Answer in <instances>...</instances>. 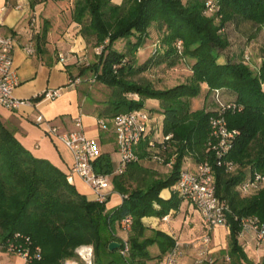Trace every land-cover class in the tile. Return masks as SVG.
I'll list each match as a JSON object with an SVG mask.
<instances>
[{
    "label": "trees",
    "instance_id": "16d2710c",
    "mask_svg": "<svg viewBox=\"0 0 264 264\" xmlns=\"http://www.w3.org/2000/svg\"><path fill=\"white\" fill-rule=\"evenodd\" d=\"M208 2L214 9L211 13H206ZM71 20L80 26L83 39L91 41L94 48L103 47L96 61L82 67L76 77L90 73L100 87L108 90L99 116L112 121L116 115L144 108L147 100H157L162 115L159 134L172 138L163 144L155 141L153 149H146L145 140L138 147V154L141 161L150 162L153 154L161 156L163 163L153 161L159 165H167L173 154V163L164 176L141 161L127 165L117 175L113 174L110 155L99 154L93 162L94 173L111 175L113 190L123 196L117 208L105 213V201L87 200L68 182L69 175L61 167L25 148L14 131L0 121V246L15 233L29 237L40 249L39 260L30 264H61L62 259L73 257L74 250L81 245L93 247L95 264L101 255H106L103 264L161 261L175 241L160 232L146 238L142 219L178 208L183 200L176 192L165 202L159 193L174 186L183 159L189 155L197 164H211L215 194L228 208L229 235L224 256L230 264L246 260L239 244L241 221L255 218L264 223V188L242 197L237 186L254 173L264 175V62L254 73L243 57L238 62L232 57L218 60L220 52L229 47L224 33L227 24L250 23L255 32L264 31V0H122L120 4L111 0H76ZM152 26L161 33L153 57H172L170 65L178 59L192 61L187 83L159 90L147 81L133 79L145 70L135 66L134 54ZM133 36L135 42H128V54L113 48L118 40ZM178 42L181 50L177 49ZM127 56L130 59L126 60ZM201 85L212 93L231 92L235 95L232 103L241 108L239 112L225 114L227 128L237 132L232 149L224 158L238 168L235 173L236 168L227 172L217 166V158L205 146L208 120L216 112L189 111V100L199 96ZM128 95H136L137 99ZM154 204L160 205L161 210L156 211ZM123 219H130L126 257L118 249L108 250L109 243L123 241L118 236ZM153 245L159 250L156 257L149 255L148 248ZM260 264H264V259Z\"/></svg>",
    "mask_w": 264,
    "mask_h": 264
},
{
    "label": "crops",
    "instance_id": "0c3cea01",
    "mask_svg": "<svg viewBox=\"0 0 264 264\" xmlns=\"http://www.w3.org/2000/svg\"><path fill=\"white\" fill-rule=\"evenodd\" d=\"M62 1L66 0H0L2 23L0 34L13 37L16 42L13 61L19 85L14 90L13 96L20 100L35 101L47 89H60V96L52 101L39 100L34 102L35 104L22 105L15 111L0 108V121L14 131L16 138L25 148L61 167L69 175L68 182L74 185L87 200L94 201L95 196L90 186L77 174L71 173L72 153L46 133L45 125L35 123L36 117L41 115L51 125L57 127L59 132H66L73 129L75 117L80 115L85 135L97 142L99 154L110 155L114 168H117L119 158H117L113 129L107 134L105 128L98 124L106 100L99 101L92 97L90 84L85 81L86 79H82V83L76 87L68 86L70 78L78 77L75 73L76 67L82 64V57L85 56L86 51L80 26L71 20V16L70 20L62 21V14H56L52 10L55 3ZM121 1L116 4H120ZM29 45L35 51L32 55L24 51V47ZM59 54L68 55L67 60L59 62ZM151 101L158 104L155 113L160 116V121L156 124L159 131L162 120V115L159 114V102L147 100L146 103ZM103 121L105 125L111 122ZM172 151L173 149H170L169 153ZM173 158L172 154L167 163L170 165L154 163L153 169L161 172L158 173L161 176L166 175L171 169ZM140 163L148 166L150 161ZM196 165L194 158L187 155L183 159L181 170L192 171ZM174 192V186L163 189L159 193V198L164 202L168 201ZM103 193L106 195L105 213H110L122 203L123 196L113 190L111 180L110 187ZM154 209L160 211L161 206L154 204ZM195 210L190 203L183 200L177 209H171L165 215L144 217L142 219L146 228L144 236L149 239L154 232H160L175 242H183L187 248L199 240L205 229L201 216ZM228 235L229 230L224 227L213 228L210 242L212 248L209 253L215 255L226 250ZM118 236L121 240H126L127 233L120 230ZM253 237V233L249 231L244 237H240L239 244L248 246L253 241ZM148 251L152 257L159 254L156 245L149 247ZM162 260L163 257L161 261L153 259L146 264H162ZM17 261L23 264L21 258L9 256L0 250V264H16ZM178 264H187L186 258L180 260Z\"/></svg>",
    "mask_w": 264,
    "mask_h": 264
},
{
    "label": "built area",
    "instance_id": "2783aa9c",
    "mask_svg": "<svg viewBox=\"0 0 264 264\" xmlns=\"http://www.w3.org/2000/svg\"><path fill=\"white\" fill-rule=\"evenodd\" d=\"M213 11L211 2H208L206 4V13ZM176 46L178 50H181V42H178ZM15 47L16 42L13 37L0 34V108L8 111H15L20 109L22 105H31L36 102L34 100L16 99L13 96L14 90L19 85L13 61ZM102 48L99 46L96 49L97 55L100 54ZM155 48H158V45H155ZM155 48L153 53H155ZM33 49L31 45L24 47V51L28 55L34 54L35 51ZM67 58L68 55H58L59 62H64ZM244 60H247L246 55L244 56ZM85 81L92 84L95 83V78L91 76L88 79L86 78ZM81 83V78H72L68 86L73 88ZM214 93L217 94L218 90L214 91ZM59 96L60 89H47L37 98L39 100L52 101ZM214 96L219 108L215 111L216 114L208 120L209 136L205 146L208 152H211L217 158V166H222L227 172H233L236 166L224 158L232 149L237 132L227 128L225 114L228 111L239 112L241 108L234 103L222 104L219 102L218 95ZM128 97L137 99L136 95H128ZM80 117V115L75 117L73 129L66 132H59L57 127L51 125L41 115L36 117L35 123L45 125L46 133L72 153L73 163L71 173L77 174L84 183L90 186L95 196L94 201L104 202L106 195L103 191L110 187V179L107 175L94 173L93 162L99 156V148L97 142L94 139L88 138L83 132V124ZM111 122L115 135L117 158H119L118 166L113 174H122L127 165L138 164L141 161L138 154V147L145 140L148 141L146 142V149H153L155 141L163 144L172 138V135L160 136L158 128L156 127L155 118L145 108L116 115ZM98 124L102 128L106 127L103 120H99ZM151 158L157 163H163V158L157 154H153ZM167 165H170V163ZM262 188H264V175L259 173H254L237 186V190L242 197L253 195ZM174 191L182 200L190 203L201 216L205 227L202 242L206 246L211 242L213 228L221 226L228 229V208L215 194L214 173L208 161L198 163L192 171L182 170L177 182L174 184ZM241 223L242 230L239 237L244 232L251 231L256 241L264 244V223H260L255 218L244 219ZM120 228L123 232L127 233L130 229V219H123L120 223ZM125 241H121L122 243L118 248L119 254L122 257H126L129 253V246ZM0 250L9 254V256L12 255L21 258L23 264H30L32 261H38L40 258V249L38 246H34L29 237L19 233H15L11 238L5 240L2 246H0ZM181 255L182 245L179 242H175L163 256L162 264H178ZM94 256V249L91 245H81L74 250L73 257L62 259L61 264H95ZM203 262L204 260L200 258L196 261V264H203Z\"/></svg>",
    "mask_w": 264,
    "mask_h": 264
},
{
    "label": "rangeland",
    "instance_id": "374dc122",
    "mask_svg": "<svg viewBox=\"0 0 264 264\" xmlns=\"http://www.w3.org/2000/svg\"><path fill=\"white\" fill-rule=\"evenodd\" d=\"M118 1L119 0H111V2L114 4H116V2ZM184 1L186 0H183V2ZM75 2L76 0H66L55 3V7H53L52 10L56 14H62V21L66 22V20H70L71 15L69 14H71ZM224 28V33L228 39L229 47L220 52L221 56L219 57L218 61L223 62L226 59L232 57V60L234 62H238L241 61L246 55L247 60H244L245 64L249 66V68L254 73H257L262 64V60H264V31L255 32V27H253V25H251L250 23H240L238 25L229 23ZM156 30L157 29L155 26H152L149 29L147 37L144 38V43L134 54V60L136 61L135 66L143 67L145 68V70H143L142 73L140 72L134 75L133 79L137 82L147 81L155 89L159 90L169 89L170 87L173 88L176 85L187 83L188 79L191 76V60L178 59L173 65H170L171 61L174 58H164L163 55H159L158 57L152 56L155 45L161 39V33ZM128 42H130V44H133L135 42V36L129 38L128 40H118L117 42H115L113 48L119 53L128 54ZM84 45L86 51L85 56L82 57V64H78L77 66L79 67H76L75 71V73L78 75L82 67H86L87 65L92 64L96 61V49L98 47L94 48L92 46L93 43L91 41H86L85 39ZM128 59H130L129 56H127L126 60ZM90 77L91 74L87 73L81 75L80 78L88 79ZM90 92L92 97L95 100L99 101L106 100L107 95L109 94L107 89H104V87L102 86L100 87V85H98L97 83L90 84ZM214 95H218L219 102H221L222 104L232 103L235 101V95L227 90H218V93L215 94L214 91L212 93V91L207 90L204 85H201L199 96L189 100V111L194 112L201 109H204L209 113L217 111L219 105H217ZM151 104L155 105V107ZM156 105L158 104L155 101L148 102L145 104V109L152 113L157 124L160 121V116L155 113L157 112ZM104 131H106L107 134L112 131V122H108ZM149 165L152 166V168L155 167L154 162H150ZM237 170L238 168H236L234 173L237 172ZM247 233H249V231L244 232L242 237H244V235ZM204 234L205 229L203 235L198 238L199 240L194 244L189 245L187 248L184 246L185 244L183 242L180 243L182 245V255L180 257V260L186 258L187 264H196V261L201 258L204 260L203 264H230L231 262L228 260L227 256H224L223 251L215 255L209 253L212 246L210 244L206 246L202 242ZM241 247L243 248V251L246 255V260L242 262L234 261V263L232 264H260L262 259H264V244L258 243L255 237H253V241L248 246L241 244ZM103 257H106V255H104ZM103 257L101 255L97 258V264L104 263ZM16 264H19V262L17 261Z\"/></svg>",
    "mask_w": 264,
    "mask_h": 264
},
{
    "label": "water",
    "instance_id": "95a60500",
    "mask_svg": "<svg viewBox=\"0 0 264 264\" xmlns=\"http://www.w3.org/2000/svg\"><path fill=\"white\" fill-rule=\"evenodd\" d=\"M120 247V244L119 243H116V242H111L109 243L108 245V250L109 251H114L115 249H118Z\"/></svg>",
    "mask_w": 264,
    "mask_h": 264
}]
</instances>
